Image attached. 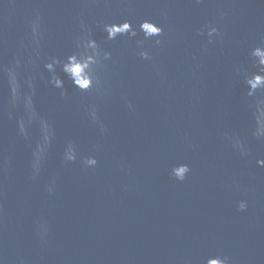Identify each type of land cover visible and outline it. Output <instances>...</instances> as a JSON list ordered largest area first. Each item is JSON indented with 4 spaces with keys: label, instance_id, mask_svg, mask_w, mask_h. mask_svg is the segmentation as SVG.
Here are the masks:
<instances>
[{
    "label": "water",
    "instance_id": "1",
    "mask_svg": "<svg viewBox=\"0 0 264 264\" xmlns=\"http://www.w3.org/2000/svg\"><path fill=\"white\" fill-rule=\"evenodd\" d=\"M125 19L164 28L161 45L144 44L150 60L98 25ZM81 20L112 59L101 92H80L58 70L62 97L44 63L75 50ZM209 24L222 33L213 44L198 34ZM262 40L264 0H0V264H205L216 254L264 264V138L254 135L264 93L248 97L236 71L256 70L249 52ZM41 120L51 139L37 162ZM69 141L97 166L65 164ZM178 163L191 169L184 181L170 175Z\"/></svg>",
    "mask_w": 264,
    "mask_h": 264
},
{
    "label": "clouds",
    "instance_id": "2",
    "mask_svg": "<svg viewBox=\"0 0 264 264\" xmlns=\"http://www.w3.org/2000/svg\"><path fill=\"white\" fill-rule=\"evenodd\" d=\"M200 3L201 0H196ZM223 15V13H221ZM98 25H102V30L105 32L107 41H115L118 37L127 36L130 40H135L136 48L138 49L137 55L142 60H150L151 56L148 50L144 48L146 41H151L154 45H161L163 43L161 37L164 35V28L157 22L144 19L138 23L137 26H133L132 21L123 20L121 22H98ZM81 33L75 40V50L64 58L52 56L44 63V69L49 74L50 79L48 83L55 89L60 90V95L63 97L66 95L65 80L58 74L63 73L74 88L80 92H89L90 90L102 91L101 80L99 77V70L104 67L105 62L112 59V53L105 50L101 44L93 38L92 29L88 27L83 20L80 22ZM139 33L143 34L142 39H136ZM199 35H206L208 44H213L215 40L221 37L222 33L218 27L214 25H205L200 30ZM249 57L252 62V66L255 71H247L241 68H237V75H242L243 84L246 88V95L254 98L258 92L264 93V40L253 47L249 52ZM19 66V61L16 62V66L7 70L9 76L10 85L12 88L14 102L18 97V82L16 68ZM32 86L31 78L29 79V87ZM28 112V120L34 118L35 114L32 111L31 97L26 98L25 104ZM129 110H132V105L127 104ZM256 112L259 114L257 118L258 128L254 132V135L260 138H264V123L261 122L260 117H264V109L261 108L258 103L256 106ZM90 120L99 125L101 132L106 134L107 129L100 123L98 111L95 106L88 110ZM41 128L43 132V145L37 144L36 155L37 162L42 158L43 153L50 143L51 139V127L46 122L41 120ZM19 131L21 134H25V124L23 119L19 122ZM232 146L239 150L242 156H247L248 151L246 147L241 143L238 138L226 137ZM85 168H95L98 164V160L95 155L81 156L78 152L75 142L69 141L63 151V161L65 164L76 162L77 159ZM256 164L260 167H264V159H257ZM38 171V166L34 168V172ZM191 171L187 163H178L171 168L170 175L177 181H184ZM35 178V177H34ZM55 183L48 186L47 191L51 195L54 191ZM248 208L247 200H240L237 204V211L244 212ZM205 264H231V258L228 255H213L206 258Z\"/></svg>",
    "mask_w": 264,
    "mask_h": 264
}]
</instances>
